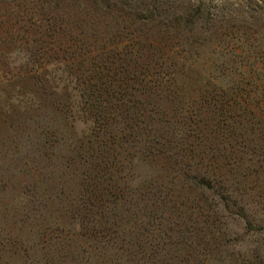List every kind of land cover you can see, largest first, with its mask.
Returning <instances> with one entry per match:
<instances>
[{"label": "rangeland", "instance_id": "rangeland-1", "mask_svg": "<svg viewBox=\"0 0 264 264\" xmlns=\"http://www.w3.org/2000/svg\"><path fill=\"white\" fill-rule=\"evenodd\" d=\"M120 1L0 0V264H264V0Z\"/></svg>", "mask_w": 264, "mask_h": 264}, {"label": "trees", "instance_id": "trees-1", "mask_svg": "<svg viewBox=\"0 0 264 264\" xmlns=\"http://www.w3.org/2000/svg\"><path fill=\"white\" fill-rule=\"evenodd\" d=\"M95 9L100 8V4H113L114 0H89ZM121 5L116 6L117 10H122L123 12L132 13L133 15H152L156 7H141L138 9V3L135 0H121ZM209 5V4H208ZM200 0H188L185 3H172L169 1L165 5V28L173 31L171 35L172 38H176V41L173 44H179V37L182 35L181 32L187 30H192L196 25V18L199 14L203 12L204 9L208 7ZM115 6V4H114ZM138 15V16H139ZM148 18H150L148 16ZM134 39L128 40L127 43H133ZM196 38L193 36H183L182 47L188 53H192L190 48L192 45L196 44ZM89 51V50H88Z\"/></svg>", "mask_w": 264, "mask_h": 264}]
</instances>
